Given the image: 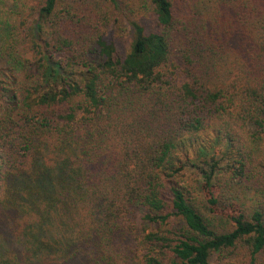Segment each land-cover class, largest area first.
Wrapping results in <instances>:
<instances>
[{
    "label": "trees",
    "instance_id": "1",
    "mask_svg": "<svg viewBox=\"0 0 264 264\" xmlns=\"http://www.w3.org/2000/svg\"><path fill=\"white\" fill-rule=\"evenodd\" d=\"M12 11L0 264H264V0Z\"/></svg>",
    "mask_w": 264,
    "mask_h": 264
},
{
    "label": "rangeland",
    "instance_id": "2",
    "mask_svg": "<svg viewBox=\"0 0 264 264\" xmlns=\"http://www.w3.org/2000/svg\"><path fill=\"white\" fill-rule=\"evenodd\" d=\"M21 1L22 0H0V44H2L3 40L6 39L8 35L6 26L7 24L11 22V19H12L11 14L13 12L12 10L14 8V5L16 4L19 5ZM130 18H131V15H130ZM148 21L149 20L146 19V22ZM218 214L222 216H228V214L231 215V211L227 209H223L222 211H219ZM142 217H143L142 212L140 210H135L127 218L126 224H125L126 226L125 230L127 233L129 232V235L127 236L128 238L132 239V237H130V234H133L134 231H136V233L141 232V230H143L146 227V224L143 222ZM215 217L222 218L220 216H215ZM128 226H130L131 229L128 228Z\"/></svg>",
    "mask_w": 264,
    "mask_h": 264
}]
</instances>
